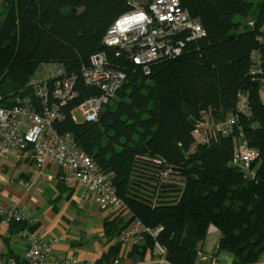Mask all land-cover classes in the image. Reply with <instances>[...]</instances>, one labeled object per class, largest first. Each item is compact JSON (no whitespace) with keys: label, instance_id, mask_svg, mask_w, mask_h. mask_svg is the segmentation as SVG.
<instances>
[{"label":"trees","instance_id":"obj_1","mask_svg":"<svg viewBox=\"0 0 264 264\" xmlns=\"http://www.w3.org/2000/svg\"><path fill=\"white\" fill-rule=\"evenodd\" d=\"M128 1L0 0L1 106L26 98L39 109L29 84L46 68L42 65H60L76 77L77 95L54 128L92 160L132 218L160 229L156 241L166 249L167 261L198 264V247L213 227L220 235L217 253L230 254L233 264L258 263L264 254V0H179L205 34L196 40L177 35L184 40L181 53L156 61L148 75L123 57L114 59V50L102 45L107 30L131 10ZM134 1L145 7L152 0ZM100 51L126 79L97 120L74 122L70 111L98 95L83 84L80 71ZM253 54L260 58V72ZM239 95L246 97L249 116L237 112ZM229 116L239 117L236 131L258 151L252 178L230 164V137L206 143L193 137L201 121ZM164 166L183 178L180 187L160 184ZM155 196L178 198L159 204ZM119 224L105 219L109 240ZM152 243L148 239L132 253L143 257ZM118 248L111 247L96 264L112 261Z\"/></svg>","mask_w":264,"mask_h":264},{"label":"built area","instance_id":"obj_2","mask_svg":"<svg viewBox=\"0 0 264 264\" xmlns=\"http://www.w3.org/2000/svg\"><path fill=\"white\" fill-rule=\"evenodd\" d=\"M127 5L131 10L119 17L107 30L102 45L114 50V59L123 57L139 67L144 75L149 74L150 66L163 58L178 56L184 46L183 39H176L185 33L189 40L204 36L200 22L183 10L179 0H152L142 7L134 0ZM255 71L260 72V58L253 54ZM43 68L30 82V91L39 102L40 108H31L26 98L13 107L1 106L0 96V162L9 156L22 160L23 154L31 153L34 167L39 174L48 166H55L63 173L64 184L71 189H81V199L90 201L95 198L98 209L105 219L113 213L125 211V203L118 196L110 181L99 174L92 160L72 143L69 135L61 136L54 128L55 122L63 119L64 108L77 95L76 77L67 75L57 64L42 65ZM82 82L87 87H95L98 95L81 101L70 111L74 122H91L98 119L101 109L111 101L126 79L121 69L112 68L105 52L100 51L89 58V66L80 71ZM260 92L264 93V84ZM237 112L248 114L245 95L238 96ZM264 105V98L262 99ZM237 116H229L219 122L201 121L194 129L196 142L206 143L210 138H236L243 142L241 132L236 131ZM256 154L240 146L232 160L247 170ZM254 174L247 171V176ZM49 180V178H47ZM21 186L29 190L23 183ZM0 216L23 221L25 215L15 211L4 212ZM158 231L140 229L137 225L128 228L120 241L123 244L135 243L145 234L153 241L149 254L152 259L139 264H170L166 259V249L156 241ZM142 234V235H141ZM57 240L43 241L34 233L28 235V249L20 257H6L7 264H78L74 258H60L53 254ZM3 259L0 253V261ZM207 264H215L211 261ZM258 264V263H255Z\"/></svg>","mask_w":264,"mask_h":264},{"label":"crops","instance_id":"obj_3","mask_svg":"<svg viewBox=\"0 0 264 264\" xmlns=\"http://www.w3.org/2000/svg\"><path fill=\"white\" fill-rule=\"evenodd\" d=\"M22 156V160L9 156L0 162V210L25 215L23 221L14 220L22 225L20 228L14 225L12 218L0 216V253L3 256L0 264H7L6 257L23 255L28 249V235L33 233L43 241L55 238L57 244L52 251L57 257L74 258L78 264H96L111 248L104 234L105 218L96 199L82 200L81 189L68 188L59 168L48 166L39 174L31 153ZM31 182L29 190L20 185L29 187ZM210 235L212 242L207 243ZM219 237V232L210 227L206 239L198 247V264L211 261L233 264L230 254L216 252ZM151 259L149 253L139 257L119 247L115 258L102 264H139ZM259 263H264V254Z\"/></svg>","mask_w":264,"mask_h":264},{"label":"bare ground","instance_id":"obj_4","mask_svg":"<svg viewBox=\"0 0 264 264\" xmlns=\"http://www.w3.org/2000/svg\"><path fill=\"white\" fill-rule=\"evenodd\" d=\"M249 25L252 26L253 23L250 22ZM249 115H250V113L245 114L243 116H249ZM238 122H239V117H237V119H236V125H235L236 127L238 126ZM231 143H232V147H233V152H232V159H231V163L230 164L233 167L237 168L239 171L243 172L245 177L247 176V171L252 172L254 174L256 172V170H255V166H253V164L256 163V161H257L258 151L256 149H254V148L249 147L246 139H244V141L241 142V141H239L236 138H234V139L231 138ZM240 146H245L246 149H248L250 151H253L256 154L254 160L251 162V164L249 165V167H248L247 170L243 169L239 165H233L232 164V160H233V157L235 155V151ZM157 178H158L160 184H172V185H176L178 187H180V185L183 182V178L176 177L172 173V168L167 167V166H164L162 169H160L158 171V177ZM178 189L180 190V192L183 191L181 188H178ZM176 198H178V196H174V197L155 196L154 197V203L157 202L159 204H172V203H175ZM106 220L108 222H113V221L114 222H120V224L118 225L119 226V229H118L117 233L114 234V236L111 238V240L109 242L110 247H115V246L125 247L128 250H131L132 251V249L134 247L143 245L146 242V240L149 239L148 236H146L145 234H143V235L141 234L142 235V239L141 240H138L135 243L130 242L129 244H123L120 241L121 237L125 234L126 230L128 228H130L131 226H133V225H137L140 229H143V228L149 229L152 232H155V231H158V230L160 231V229H152V228H149V227L145 226L138 218H132L131 215L128 212H125V211L124 212L123 211L115 212V213H113V215H112L111 218L106 219ZM104 234H106L105 233V229H104ZM152 247H153V243H152L151 248L150 247H147V249L145 250V253L150 252L151 249H152ZM258 264H264V263H259L258 262Z\"/></svg>","mask_w":264,"mask_h":264},{"label":"rangeland","instance_id":"obj_5","mask_svg":"<svg viewBox=\"0 0 264 264\" xmlns=\"http://www.w3.org/2000/svg\"><path fill=\"white\" fill-rule=\"evenodd\" d=\"M211 235H212V234H211ZM211 235L208 236V239H207V241H206L207 243L212 242V241H211V239H212ZM206 245H207V244H206ZM199 248H200V247H199Z\"/></svg>","mask_w":264,"mask_h":264}]
</instances>
